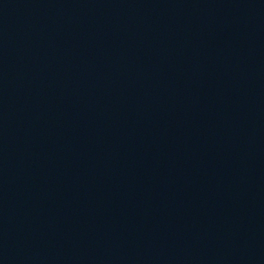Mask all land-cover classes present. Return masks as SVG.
I'll return each instance as SVG.
<instances>
[{
    "label": "water",
    "instance_id": "1",
    "mask_svg": "<svg viewBox=\"0 0 264 264\" xmlns=\"http://www.w3.org/2000/svg\"><path fill=\"white\" fill-rule=\"evenodd\" d=\"M0 264H264V0H0Z\"/></svg>",
    "mask_w": 264,
    "mask_h": 264
}]
</instances>
